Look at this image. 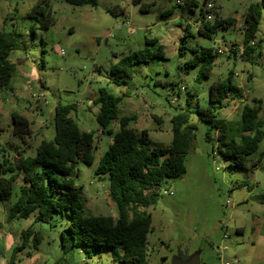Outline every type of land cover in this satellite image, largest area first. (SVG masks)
Wrapping results in <instances>:
<instances>
[{"label":"rangeland","instance_id":"rangeland-1","mask_svg":"<svg viewBox=\"0 0 264 264\" xmlns=\"http://www.w3.org/2000/svg\"><path fill=\"white\" fill-rule=\"evenodd\" d=\"M180 1L176 5V0H143L150 5L144 13L131 0H97L94 7L71 6L63 0H0V31L14 32L17 42L25 46L23 51L11 52L9 61L26 62L34 72V83H44L43 93L53 105H77L72 118L80 128L93 134L92 166L79 163L74 171L75 185L82 190L89 216L116 217L107 195V178L95 174L99 159L111 144L108 134L97 136L100 128L94 118L98 110L94 101L100 88L122 97L119 117L135 116L130 127L139 134L146 131V138L154 147L170 145V120L185 108L214 110L215 116L226 123L227 140L239 139L238 123L245 104L259 106V119L264 123V0H194L196 6L192 9L187 6L190 0ZM39 3L50 6L53 24L48 30L26 18ZM203 4L212 8L205 13ZM250 5L261 7L262 19L251 43L254 52L246 60L242 41ZM172 7V13L164 17ZM228 19L234 20L233 25L219 26L211 39L198 34L200 27ZM220 46L231 49L216 55ZM159 48L163 59L134 65L125 85L112 83L111 68L121 59L145 50L157 53ZM196 48H207L214 55L208 77L201 80L197 79L200 65H187ZM20 58L24 60L20 62ZM229 72L233 73L241 97L229 98L219 109L209 101L210 86L224 80ZM23 83L18 72H14L10 80L13 91L0 93V99L14 103L17 100L22 108H27ZM32 92L40 91L33 88ZM190 124L196 130L184 156L186 173L171 183L172 196H160L147 209L151 214L147 264H218L219 255L223 262L231 264H264V246L255 240L253 223L256 218L264 222V205L256 201L264 194V155L254 164L264 152V139L257 153L246 158L244 169L231 172L227 169L228 160L212 155L213 139L217 140L220 134L199 122L195 115H191ZM1 128L0 164L4 160L12 162L16 157L13 145L21 144L19 138H12L7 132L11 128L9 118L0 119ZM33 134L30 138L36 140L39 134L35 128ZM15 185L9 202H0V264H7L12 250L21 246L20 235L26 229L38 232L41 240L35 248L31 234L25 247L17 252L15 264H120L112 260L108 250L90 258L81 251H64L60 232L68 223L67 218L55 216L49 224H43L35 221L33 213L25 220L8 223L7 208L16 201L20 179ZM237 228L242 229V235ZM222 244L227 250L220 253Z\"/></svg>","mask_w":264,"mask_h":264},{"label":"trees","instance_id":"trees-1","mask_svg":"<svg viewBox=\"0 0 264 264\" xmlns=\"http://www.w3.org/2000/svg\"><path fill=\"white\" fill-rule=\"evenodd\" d=\"M63 1L71 6L94 7L97 3V0ZM131 3L144 13L150 7L143 0H131ZM187 6L192 9L196 2L190 0ZM174 9L172 7L164 17L169 16ZM26 18L38 23L43 30H48L53 24L52 12L47 3L36 4ZM261 19V7L250 5L244 19L242 41L246 60L254 52L251 43L256 37ZM233 22V19H228L210 27L204 25L198 29V34L211 39L216 28L229 27ZM188 34L189 28L186 27L185 35ZM23 50L25 46L17 42L14 32L0 31V93L11 91L10 80L15 72V65L9 61L10 53ZM200 50L195 49L193 59L187 64L190 67L200 65L198 80L208 77L214 59L209 49ZM153 58L163 59L160 48L157 53L145 50L121 59L111 68L112 83L116 86L125 85L132 76L134 65L146 64ZM240 97L232 72L224 80L210 86L209 101L218 105L219 109L225 106L229 98ZM189 98L186 100L188 106ZM121 100V96H114L105 88H100L94 101L98 106L95 121L100 132L112 137L107 151L98 161L95 174L107 178V195L114 204L116 217L86 214L82 190L75 185L77 172L75 174L74 171L79 163L92 166L94 137L91 132L81 131L71 117L77 105L58 102L53 116V140H42L33 156L24 157L21 153H16L12 162L4 160L0 164V202L7 204L16 188V182L19 179L21 181L16 201L7 208L8 223L25 220L33 213H36L35 221L43 224H49L55 216L64 217L68 219L60 232V246L64 251H81L90 258L108 250L114 262L147 264L146 239L151 233V214L147 209L156 204L160 197L156 190L164 182H174L186 173L184 156L189 151L196 130L195 125L190 124L191 115H195L199 122L206 123L211 130L220 134L217 140L213 139L214 144L218 142V154L229 161L227 169L231 172L244 169L247 156L257 152L264 139V124L259 119L260 109L257 105L243 106L238 123V140H227V126L215 116L214 110L185 108L170 120V145L154 147L147 140L146 132L137 135L134 129L129 128L136 121L135 116L119 117L118 104ZM114 122L119 126L115 133L111 130ZM11 127L13 136L21 141L30 134L29 122L20 115H11ZM208 139L211 140L210 137ZM257 200L264 205V195ZM31 234L34 235L33 246L37 247L41 240L40 234L31 229L22 231L21 246L12 250L7 264H15L17 252L25 247Z\"/></svg>","mask_w":264,"mask_h":264},{"label":"crops","instance_id":"crops-1","mask_svg":"<svg viewBox=\"0 0 264 264\" xmlns=\"http://www.w3.org/2000/svg\"><path fill=\"white\" fill-rule=\"evenodd\" d=\"M2 31H5V30H2ZM18 60L20 62H22L24 59L20 58ZM10 63L15 65V72H18V74L20 75V77L24 81V83L22 85V92L26 93V95L28 97L27 108H22L17 103V100H16V103H14V102H11L10 100H6L4 98L0 99V119L1 118H9L10 122H11V115L17 114V115L24 117L29 122V125H30V128H29L30 134L28 136L29 138L21 141V144H18V145L14 144L13 146L15 148L14 147L13 148L15 149V151H14L15 153H21L24 157L33 156L35 154V151H36L39 143L42 140H46V141L53 140V137H54L53 116H54V110H55L56 104L53 105L50 101H48L46 104L33 101L31 99V94L33 93L32 92L33 88H35L36 91L43 92L45 89L44 83L41 81L34 83V80H36L34 72L31 70V68L26 66V64H27L26 62H23V64H16L15 62H10ZM11 91H13L12 87H11ZM97 113H98V110H97L96 114ZM96 114L94 115V118H95ZM115 124H117V123L114 122L111 124V130L113 131V133L117 132L119 129L118 124H117V126ZM130 126L131 125H129V128H131ZM133 126H136V124ZM34 128L37 130V133L39 134L38 137L36 138V140H32L30 138V137L33 138V136H35L33 134ZM79 129L81 131L88 132L85 127L83 129L79 127ZM0 131L2 132V131H4V129L1 128ZM263 131H264V126H263ZM7 132H10L12 134V127ZM142 132H146V131H142ZM135 133L137 135H139L138 132L135 131ZM32 134H33V136H32ZM102 135L103 134L98 133L97 136H102ZM11 137L12 138L14 137L13 134L11 135ZM110 141L112 142L111 136H110ZM27 142H29V143H27ZM94 149H95V142H94ZM255 153H257V152H255ZM255 153H253V154H255ZM253 154H251V155H253ZM262 154L264 155V152H262L260 154L259 158L257 160H255L254 164L259 163V161L262 157L261 156ZM93 155H94V153H93ZM250 156H247V158ZM237 187H239V185H237ZM263 195H261L259 197L263 198ZM259 197L256 198V201H258L257 199H259ZM258 203H260V202L258 201ZM100 216H104V215H100ZM111 217L114 218V216H112V215H111ZM255 221L253 222L256 226L255 227V240L257 239V242L263 244V246H264V234H263L264 233V230H263L264 222H263V220H261L259 218H256ZM236 231H237V233H239L241 235L243 233L241 228H237ZM252 245H254V244H252Z\"/></svg>","mask_w":264,"mask_h":264},{"label":"built area","instance_id":"built-area-1","mask_svg":"<svg viewBox=\"0 0 264 264\" xmlns=\"http://www.w3.org/2000/svg\"><path fill=\"white\" fill-rule=\"evenodd\" d=\"M181 1L180 0H176V4H179ZM212 8V5H208V4H204L203 6V10L205 13H207L210 9ZM207 20H209V16L206 17ZM232 47V45H231ZM230 50L231 48L230 47H227V46H220L216 49V54L217 55H222L224 54L225 52H227V50ZM31 99L35 102H40V103H43V104H46L48 101H47V97L46 95L43 93V92H39V93H32L31 94ZM99 133H101L99 131ZM218 143L215 142V148L213 149V152H212V155L213 156H218V151L216 149ZM171 183H173V181L169 180V181H166L164 182L156 191L157 193L160 195V196H172L173 195V191L170 189V185ZM224 240L227 239L226 236H224L223 238ZM227 250V247L226 245L222 244L220 247H219V251L220 253L222 252H225ZM218 260H219V263L218 264H231V263H227V262H223L222 261V258L221 256L219 255L218 256Z\"/></svg>","mask_w":264,"mask_h":264},{"label":"water","instance_id":"water-1","mask_svg":"<svg viewBox=\"0 0 264 264\" xmlns=\"http://www.w3.org/2000/svg\"><path fill=\"white\" fill-rule=\"evenodd\" d=\"M203 6H204V4H203Z\"/></svg>","mask_w":264,"mask_h":264}]
</instances>
